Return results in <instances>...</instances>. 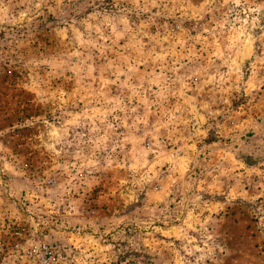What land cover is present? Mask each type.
Here are the masks:
<instances>
[{
    "label": "rangeland",
    "instance_id": "1",
    "mask_svg": "<svg viewBox=\"0 0 264 264\" xmlns=\"http://www.w3.org/2000/svg\"><path fill=\"white\" fill-rule=\"evenodd\" d=\"M0 264H264V0H0Z\"/></svg>",
    "mask_w": 264,
    "mask_h": 264
},
{
    "label": "built area",
    "instance_id": "2",
    "mask_svg": "<svg viewBox=\"0 0 264 264\" xmlns=\"http://www.w3.org/2000/svg\"><path fill=\"white\" fill-rule=\"evenodd\" d=\"M41 251H42V253H43L45 256H48V255L51 254V250H49V248H48L46 245H44V247L41 249ZM42 259H43V261H45L44 258H42Z\"/></svg>",
    "mask_w": 264,
    "mask_h": 264
}]
</instances>
